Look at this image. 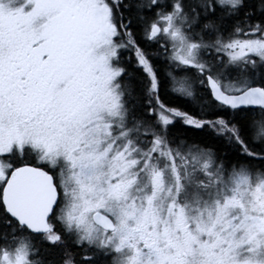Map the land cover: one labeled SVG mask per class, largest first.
<instances>
[{
  "label": "snow or ice",
  "instance_id": "snow-or-ice-1",
  "mask_svg": "<svg viewBox=\"0 0 264 264\" xmlns=\"http://www.w3.org/2000/svg\"><path fill=\"white\" fill-rule=\"evenodd\" d=\"M0 264H264V0H0Z\"/></svg>",
  "mask_w": 264,
  "mask_h": 264
}]
</instances>
